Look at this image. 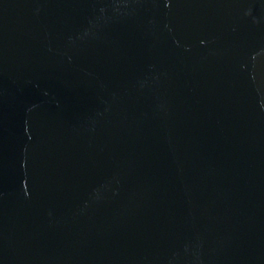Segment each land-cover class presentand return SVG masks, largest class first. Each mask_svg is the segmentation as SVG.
Instances as JSON below:
<instances>
[{
	"label": "water",
	"instance_id": "water-1",
	"mask_svg": "<svg viewBox=\"0 0 264 264\" xmlns=\"http://www.w3.org/2000/svg\"><path fill=\"white\" fill-rule=\"evenodd\" d=\"M0 264H264V0H0Z\"/></svg>",
	"mask_w": 264,
	"mask_h": 264
}]
</instances>
